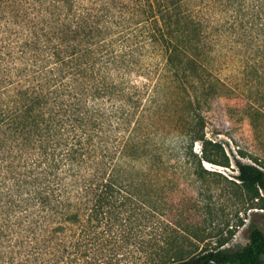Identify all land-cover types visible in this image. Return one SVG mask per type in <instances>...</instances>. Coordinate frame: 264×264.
<instances>
[{"label": "trees", "instance_id": "obj_1", "mask_svg": "<svg viewBox=\"0 0 264 264\" xmlns=\"http://www.w3.org/2000/svg\"><path fill=\"white\" fill-rule=\"evenodd\" d=\"M206 33L184 0H0V264H264V227L199 250L189 214L207 180L264 194L236 141L204 167L234 140Z\"/></svg>", "mask_w": 264, "mask_h": 264}, {"label": "rangeland", "instance_id": "obj_2", "mask_svg": "<svg viewBox=\"0 0 264 264\" xmlns=\"http://www.w3.org/2000/svg\"><path fill=\"white\" fill-rule=\"evenodd\" d=\"M184 2L200 16L206 27L207 39L213 46L208 65L226 85L227 119L233 125L234 140L223 135L217 137L223 141L231 165L222 167L205 163L204 167L232 178L236 174L234 157H238L235 141L248 155L264 158V0ZM247 108H251L249 115ZM206 131L208 137L216 138L209 129ZM199 147V142L195 143L194 148L199 150ZM243 160L251 162L249 157ZM134 163L138 167L143 165L139 160ZM168 171L160 172L164 175ZM179 175L177 172L176 177ZM183 182L179 177L175 178L165 191L180 194L184 188L183 191L194 194L201 183L193 182L185 188ZM205 183L210 186L209 195L195 193L189 211L201 230L199 250L216 247L220 242L225 247L242 246L248 241L251 222L264 227V194L263 199L248 200L247 195L223 178L218 183L209 180ZM2 250L8 252L10 248L3 246Z\"/></svg>", "mask_w": 264, "mask_h": 264}, {"label": "water", "instance_id": "obj_3", "mask_svg": "<svg viewBox=\"0 0 264 264\" xmlns=\"http://www.w3.org/2000/svg\"><path fill=\"white\" fill-rule=\"evenodd\" d=\"M207 262H211V263H213V264H217L216 262H213V261H211V260H209V259L204 260V261L202 262V264H206Z\"/></svg>", "mask_w": 264, "mask_h": 264}]
</instances>
